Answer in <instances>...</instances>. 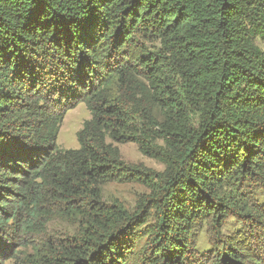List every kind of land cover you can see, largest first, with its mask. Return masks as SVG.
<instances>
[{"label": "trees", "instance_id": "16d2710c", "mask_svg": "<svg viewBox=\"0 0 264 264\" xmlns=\"http://www.w3.org/2000/svg\"><path fill=\"white\" fill-rule=\"evenodd\" d=\"M80 103L79 147L58 148ZM125 143L164 172L129 167ZM123 179L150 191L134 213L101 202ZM251 188L264 197V0H0V264H129L150 210L138 264H264ZM54 214L80 231L45 238ZM228 217L252 246L197 258L192 231Z\"/></svg>", "mask_w": 264, "mask_h": 264}, {"label": "rangeland", "instance_id": "374dc122", "mask_svg": "<svg viewBox=\"0 0 264 264\" xmlns=\"http://www.w3.org/2000/svg\"><path fill=\"white\" fill-rule=\"evenodd\" d=\"M154 45L148 47L149 51L153 50ZM90 118L89 112L83 103L78 104L75 108L69 110L63 120L60 132L57 138V146L61 149H77L79 147L76 140V133L81 129L84 121ZM159 145H162L159 142ZM121 159L129 166L146 173L156 176L164 172V166L157 161L142 155L138 147L133 143H125L117 146ZM257 189V188H256ZM247 190V189H246ZM249 198L252 202L258 204L264 203V197L261 196L260 190L251 188L247 190ZM101 202L106 205H122L124 209L130 213H134L140 201L149 196V189L143 184L131 180L123 179V181H112L101 187ZM148 213L146 225L138 228L134 234L136 236V244L132 249L129 258V264H138L139 254L148 245L152 229L154 225L153 210ZM45 238L53 241H61L70 239L80 231L79 220H65L60 216L52 215L46 219ZM192 250L197 258L202 255L211 253L219 246L220 240L223 238H233L241 240L244 247L248 250L252 246V232H248L235 218L228 217L220 230L216 228L215 223L208 219L200 223L192 231ZM248 238L247 241L244 238ZM28 238V237H25ZM28 243V242H26ZM252 253V252H251ZM8 262V261H6Z\"/></svg>", "mask_w": 264, "mask_h": 264}]
</instances>
